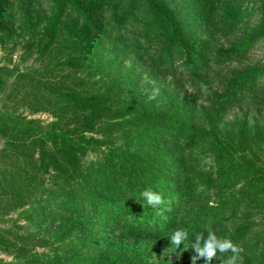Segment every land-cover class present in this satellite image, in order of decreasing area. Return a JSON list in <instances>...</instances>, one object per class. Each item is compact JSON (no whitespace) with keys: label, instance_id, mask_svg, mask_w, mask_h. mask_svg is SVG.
Returning a JSON list of instances; mask_svg holds the SVG:
<instances>
[{"label":"trees","instance_id":"16d2710c","mask_svg":"<svg viewBox=\"0 0 264 264\" xmlns=\"http://www.w3.org/2000/svg\"><path fill=\"white\" fill-rule=\"evenodd\" d=\"M5 2L0 20L8 23L16 12L25 23L42 2L50 5L54 19L28 47L56 63L38 86L76 114L44 135L20 124L6 128L0 184L11 191L0 192V212L32 205L45 227L42 237L0 234V248L32 264H153L167 252L187 262L195 255L193 234L207 236L210 226L243 249L240 264H264V66L245 64L264 39V0ZM250 3L261 14L255 25L247 21ZM62 16L109 66L130 63L124 77L91 82L75 75L84 63L71 56L72 43L58 41ZM218 38L227 46L212 48L209 39ZM234 62L239 67L219 68ZM57 103L47 101L53 109ZM230 112L236 116L226 122ZM101 148L96 162L82 164L88 149ZM207 158L216 164L207 166ZM146 189L164 204L148 206ZM177 229L189 233L179 248L169 239ZM38 248L52 250V258L31 255ZM230 255L217 252L210 264Z\"/></svg>","mask_w":264,"mask_h":264},{"label":"rangeland","instance_id":"374dc122","mask_svg":"<svg viewBox=\"0 0 264 264\" xmlns=\"http://www.w3.org/2000/svg\"><path fill=\"white\" fill-rule=\"evenodd\" d=\"M8 3H12L14 0H0V7L3 10L9 11ZM259 4V3H258ZM250 16L247 21L250 25H255L261 14L258 12L255 4H248ZM15 9V6L13 10ZM252 12V13H250ZM23 12L14 13L13 20L8 23L0 20V153L9 149V139L6 132V128L10 129L15 127L16 124H20L22 127L35 129L39 135L48 133L51 126L59 123H68L72 116L76 114L73 110L66 108V105L59 100H52L47 93L42 91L38 86V81L43 83L45 80L43 73L46 69H55L56 63H50L51 59L47 56L39 57L35 47H28L30 43L38 39L43 32L47 22H51L54 19V12L51 10L50 5L46 2H42L41 6H37L30 17H26V22L20 18ZM24 14V13H23ZM61 22L64 25L61 28L62 37H58V41L65 40L72 43L71 56L79 58L83 62L81 71H78L75 75L79 78L90 80H115L118 77H124L128 71L130 63H126V68L118 69L116 65L109 66L108 57L98 48H93L92 39L83 38V35L78 33L76 26L75 30L71 28L72 19L68 16H62ZM64 38V39H63ZM205 38V37H204ZM210 46L212 48L220 45L227 46L226 42L222 38L209 39ZM58 45V46H57ZM60 47L57 42L55 48ZM59 59L63 60L64 57ZM247 66L261 65L264 66V39L259 42L252 54L245 60ZM87 66H90L89 68ZM239 67L238 63L221 64L219 68L225 70ZM56 70V69H55ZM68 72L64 70L62 73ZM264 81V75H263ZM139 86V85H138ZM139 91L144 92L143 86L139 87ZM130 88L124 87V93L129 95ZM125 95V96H127ZM53 101L57 103V108L47 104V101ZM78 115H83L78 112ZM236 114V113H235ZM230 112V115L226 118V122L231 121L236 115ZM264 114V113H263ZM264 116V115H263ZM71 127V125H69ZM100 124H98V127ZM37 134V135H38ZM86 138L93 137L100 139L101 136L97 134H84ZM116 143L118 139L114 136ZM29 141V140H28ZM53 139L46 140L45 147L52 149L54 144ZM55 146H60L59 141H56ZM39 151L35 152V158L38 156ZM104 152V148L100 150L92 151L87 150L80 159L82 164L89 165L96 162ZM207 166H214L216 162L207 158L205 160ZM3 163L0 162V167ZM5 169V167H4ZM52 174V170H49ZM49 177L45 176L46 182H49ZM2 181V180H1ZM0 184V192H10L9 187H5V184ZM10 189V190H9ZM16 189V188H15ZM32 205H27L22 208H18L14 211L4 214L0 212V234L8 239H15L19 236H33L42 237L44 235V225L39 224L32 216ZM9 252H13L9 249ZM35 254L39 256L41 261L46 258H52V250L48 248L35 249L31 255ZM243 256L240 255L237 264H240ZM27 260V259H25ZM25 260L15 259L8 251H4L0 248V264H32L26 263ZM175 260L180 261V264H192V257H188L187 263L182 261L180 257H177L176 253H163L154 255L152 258L153 264H169ZM225 261V260H224ZM197 260L195 264H197ZM35 264V263H33ZM223 264V262L219 263Z\"/></svg>","mask_w":264,"mask_h":264},{"label":"clouds","instance_id":"9594fccd","mask_svg":"<svg viewBox=\"0 0 264 264\" xmlns=\"http://www.w3.org/2000/svg\"><path fill=\"white\" fill-rule=\"evenodd\" d=\"M141 198L146 204L152 208L164 204L162 196L152 190H144L141 193ZM207 236L204 232L194 233L195 243L192 245L195 255L192 257V264H195L196 260L203 259L205 264L210 262L217 256V252L221 254L231 253V255L223 261V264H237L240 258V254L243 249L234 244L230 239L217 237L215 232L211 230L210 226H205ZM188 230L177 229L170 236L171 245L179 248L181 243L188 238Z\"/></svg>","mask_w":264,"mask_h":264}]
</instances>
